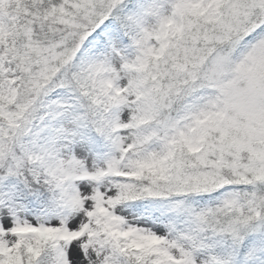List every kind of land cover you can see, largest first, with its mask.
Listing matches in <instances>:
<instances>
[{
	"label": "snow or ice",
	"instance_id": "6c2138e0",
	"mask_svg": "<svg viewBox=\"0 0 264 264\" xmlns=\"http://www.w3.org/2000/svg\"><path fill=\"white\" fill-rule=\"evenodd\" d=\"M0 264H264V0H0Z\"/></svg>",
	"mask_w": 264,
	"mask_h": 264
}]
</instances>
